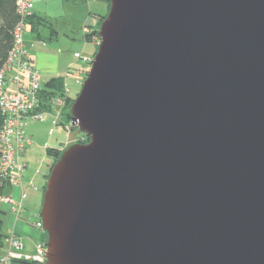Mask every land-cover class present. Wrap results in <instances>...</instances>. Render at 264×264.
Instances as JSON below:
<instances>
[{
	"label": "water",
	"instance_id": "1",
	"mask_svg": "<svg viewBox=\"0 0 264 264\" xmlns=\"http://www.w3.org/2000/svg\"><path fill=\"white\" fill-rule=\"evenodd\" d=\"M108 2L44 264H264V0Z\"/></svg>",
	"mask_w": 264,
	"mask_h": 264
},
{
	"label": "built area",
	"instance_id": "2",
	"mask_svg": "<svg viewBox=\"0 0 264 264\" xmlns=\"http://www.w3.org/2000/svg\"><path fill=\"white\" fill-rule=\"evenodd\" d=\"M18 21L12 30L13 44L0 67V114L3 123L0 127V179L14 189L20 187L26 169L23 158L30 139L26 136V121L42 122L48 113L52 114L55 125L58 124L69 98V91L63 90L60 96L54 97L51 107L41 108L40 89L42 78L32 61L24 44L27 19L32 14L33 0H15ZM74 58L86 62L85 57L75 53ZM92 63V60H88ZM82 85V80H77ZM59 109L54 110V107ZM15 200L11 194L0 196V204L10 206L12 213L22 210L21 200ZM9 248L0 255V264H9L14 259H25L42 262L45 259V245L38 243L35 254L18 255L13 249H21L15 233L9 238ZM24 257V258H23Z\"/></svg>",
	"mask_w": 264,
	"mask_h": 264
},
{
	"label": "crops",
	"instance_id": "3",
	"mask_svg": "<svg viewBox=\"0 0 264 264\" xmlns=\"http://www.w3.org/2000/svg\"><path fill=\"white\" fill-rule=\"evenodd\" d=\"M106 11L107 6L101 0H33L32 15L35 18L44 17L48 22L52 24L53 29L57 32L54 39L56 40V43H58L60 40L59 36H61V34H64L63 39L66 42V45H69V47L73 46L74 48L79 49H76L73 54L78 53L82 56L84 52H87L88 55H85L84 57L92 58L90 53L92 55L95 54L97 48V38L95 36L86 37V35H89L93 31H95L98 18L104 16L106 14ZM60 28L62 29L60 30ZM52 42L53 40H37L35 34L34 36L25 38L24 40L25 48L30 55L32 65L41 74L42 83L51 78H61L63 82V90H68L69 98H71V90L69 88H66V80L68 78V74H70L69 70L71 68H75L76 65L79 66L77 71L72 74V76L75 78V85L78 86V84L76 83V78H78L79 75L82 74L80 71H86L87 66L81 60L77 59L78 61L76 65L75 62L71 61V63H67V65L64 64L63 67H61L60 56L58 55L57 51L58 49H56L54 45H51ZM69 52L70 49H68V53ZM72 57L74 58V55ZM24 163L27 167V162ZM50 163L51 161L48 163V166L46 168L47 174L50 169ZM42 178L43 175L39 176V171L25 169L20 187L12 189L11 193L17 192V194H19V197L23 195L21 205H23V201L25 199H28L29 197L30 206L32 208H36L41 193V196H43V187L45 185L40 187ZM40 190H42L41 193ZM19 215L16 216L13 226H11V216L10 218H8L5 235L7 237L11 233H15L16 235L17 231V233L23 231L26 236H28L29 234H33L36 237V241L34 242L35 249L36 245L41 242L42 230H35L38 226L37 222H35L33 226L29 225L31 228L25 226L24 228H22V223L17 225ZM16 236H18V241L23 248L21 238L18 234ZM6 247H9L7 241H5V248ZM1 252L2 251H0V253Z\"/></svg>",
	"mask_w": 264,
	"mask_h": 264
},
{
	"label": "rangeland",
	"instance_id": "4",
	"mask_svg": "<svg viewBox=\"0 0 264 264\" xmlns=\"http://www.w3.org/2000/svg\"><path fill=\"white\" fill-rule=\"evenodd\" d=\"M108 10H109V8L107 7V11L105 14L106 16L108 14ZM99 20H100V18H98L97 25H98ZM102 21H101V23H102ZM61 25H62V22H61ZM61 29L62 28H60V30ZM63 35L64 34H61V36H59L60 40L58 43H56V40H53L51 45H54L55 48L58 49L57 51H58V55L60 56L61 67H63L64 64L67 65V63L68 64L71 63V61L75 62V65H76L78 60L73 58L72 56L74 55L73 53L75 52V50L78 48H74L73 46L69 47V45H66V42L63 39ZM32 36H34V33L31 32L30 27L27 26L26 32L24 34V40H25V38H29ZM98 45H99V38H97V45H96L97 48H98ZM68 49H70L69 53H68ZM95 52L97 53V50ZM95 54L92 55L90 53L92 58H87V57H85V58H87L88 60H92L94 58ZM85 55H88V53L84 52L81 57H84ZM88 60H86V62L81 60L87 66L86 67L87 69H86V71H80L82 74L79 75L78 78H76L77 80H82V81L85 80V78L88 74V71L90 70V66H91V63ZM78 68H79L78 65H76L75 68H71L69 70L70 74H68V78L66 80V88H69L71 90L70 97L72 99L76 98V95L79 94L80 89H81L80 85H78V86L75 85V78L72 76V74L75 71H77ZM70 107H68V104L66 103V107H65L64 111H62V116L60 117L57 125H55V123L53 122L54 118L52 117L51 113H48L45 116L44 121H42V122L31 121V120L26 121L25 133H26V136L28 138H30V143L26 146L25 157L23 158L22 161H23V163L27 162L26 170H36V171H39V176L43 175L40 187L44 186L46 184L47 179H48V178L47 179L45 178V175L47 174L46 168H47L48 163L50 161H51V163H50V167H51L60 158L62 152L65 149L69 148L70 146H72L74 144H86L87 143V142L81 143L82 142V137H81L82 133L77 128L72 127L69 121L68 122L66 121V114H68V116H69ZM57 109H59V107H57V106L54 107V110H57ZM54 147L60 148L59 151H57V154L53 153V150L55 149ZM49 149H51V151L49 152L50 155H48V153H47V150H49ZM41 192H42V190H40V193ZM11 194H13L12 196L15 200H17L19 198V194H17V192H14V193L12 192ZM41 195H42V193H41ZM41 195H40V199L38 200V205H36V208H32L30 206L29 197H28V199H25L23 201L24 203L22 205V210L18 213H12L10 211V206L7 204L0 205V210L3 212V214H0V217L3 220V227H2L1 232L3 234H6L5 231H6V225L8 223V218H10V216H11V218H12L11 219V226H13V223L15 222L16 216H18L19 214L20 215H19L17 225L22 223L23 224L22 228H24V226L31 228L29 225L33 226V224L35 222H37L38 226H37V229H35V230L41 231L40 218L38 217L40 210H41V197H42ZM17 232H16V235L18 234L19 237L21 238L23 248L16 249V250L13 249V251L16 252L18 255H21V256L34 255L35 254L34 242L36 241L35 235L29 234L28 236H26L23 231L19 232V233H17ZM9 236L7 237V239H5V241H7V243H9V241H8ZM16 238L18 240V236H16ZM46 242H47V237L45 238V240H43V241L41 240L40 243L45 245ZM8 248L9 247L5 248V246H4V248L2 250H0V251H2L0 253V255L4 254L5 250H7ZM45 249H46V247H45ZM45 254H46V251H45ZM14 260H21V258L20 259H14ZM23 260H25V259H23ZM39 263H45V259Z\"/></svg>",
	"mask_w": 264,
	"mask_h": 264
},
{
	"label": "trees",
	"instance_id": "5",
	"mask_svg": "<svg viewBox=\"0 0 264 264\" xmlns=\"http://www.w3.org/2000/svg\"><path fill=\"white\" fill-rule=\"evenodd\" d=\"M107 7L109 8V2L108 0H102ZM106 15L100 17V20L98 22L97 28L95 31H93L91 34L86 35V37L95 36L99 38L98 36V30L101 24V21L105 18ZM18 21V15L16 12V2L15 0H0V67L4 63L11 47L13 44V38H12V30L15 26V24ZM27 26L30 27L31 32H33L36 35V39L43 41H52L55 39V36L57 32L53 29L52 24L48 22L44 17H34L32 14L27 19ZM97 50V49H96ZM96 53V52H95ZM63 92V82L61 78H51L47 80L46 82L42 83V88L40 89V99H41V108L51 107L52 100L54 97L60 96ZM78 94L76 95V97ZM75 99L68 98L67 104L68 107L71 106ZM68 114H66V121L68 122ZM3 123V117L0 114V127ZM82 142L86 143L88 142L89 138L85 136L84 134H81ZM51 149L47 150L48 155H50ZM53 166V165H52ZM49 169L48 174L46 175V179L49 176V173L51 171V168ZM45 190V186L43 187V192ZM12 191V188L8 185V183L4 180L0 179V196H6L9 195ZM2 205V204H0ZM0 214H3V212L0 210ZM3 220L0 217V250H2L5 246V239L7 236L1 232ZM47 237V234L42 231V238L41 240H45ZM10 264H44L39 263L32 260H12Z\"/></svg>",
	"mask_w": 264,
	"mask_h": 264
},
{
	"label": "flooded vegetation",
	"instance_id": "6",
	"mask_svg": "<svg viewBox=\"0 0 264 264\" xmlns=\"http://www.w3.org/2000/svg\"><path fill=\"white\" fill-rule=\"evenodd\" d=\"M59 149H60V148H55V149L53 150V153H54V154H57V151H59ZM53 159H54V158H53ZM53 159H52V160H53Z\"/></svg>",
	"mask_w": 264,
	"mask_h": 264
}]
</instances>
